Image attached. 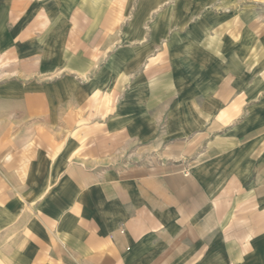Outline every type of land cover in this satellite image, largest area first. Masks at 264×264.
Returning <instances> with one entry per match:
<instances>
[{"label": "crops", "instance_id": "obj_1", "mask_svg": "<svg viewBox=\"0 0 264 264\" xmlns=\"http://www.w3.org/2000/svg\"><path fill=\"white\" fill-rule=\"evenodd\" d=\"M247 1L0 0V264H264Z\"/></svg>", "mask_w": 264, "mask_h": 264}, {"label": "rangeland", "instance_id": "obj_2", "mask_svg": "<svg viewBox=\"0 0 264 264\" xmlns=\"http://www.w3.org/2000/svg\"><path fill=\"white\" fill-rule=\"evenodd\" d=\"M251 1H253L254 8L264 10V0H250V1H247V2H249L248 4H250ZM257 6H259V7H257Z\"/></svg>", "mask_w": 264, "mask_h": 264}]
</instances>
